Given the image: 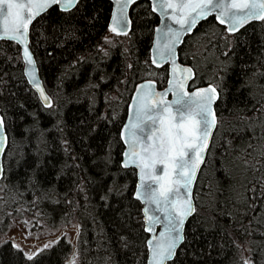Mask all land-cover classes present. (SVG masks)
Listing matches in <instances>:
<instances>
[{"label": "trees", "instance_id": "1", "mask_svg": "<svg viewBox=\"0 0 264 264\" xmlns=\"http://www.w3.org/2000/svg\"><path fill=\"white\" fill-rule=\"evenodd\" d=\"M111 13L110 0H80L33 23L30 47L53 102L48 108L24 75L20 47L0 41L8 135L0 238L13 218L35 229L78 226V264H147L137 171L122 167L120 131L137 83L152 79L164 88L168 67L151 64L159 17L149 0L132 6L131 32L114 34V45L105 42ZM179 59L195 70L190 88L212 84L224 92L194 191L196 212L169 264H264V19L229 34L210 17L185 39ZM73 253L66 233L34 261L0 240V264H69Z\"/></svg>", "mask_w": 264, "mask_h": 264}, {"label": "snow or ice", "instance_id": "2", "mask_svg": "<svg viewBox=\"0 0 264 264\" xmlns=\"http://www.w3.org/2000/svg\"><path fill=\"white\" fill-rule=\"evenodd\" d=\"M119 8V14L113 13V24L119 25V31L112 27L109 30L116 35H127V17L124 15L128 3L135 0H113ZM80 0H0V40H12L23 43L27 38L28 25L35 17L46 12L53 6H59L61 12H68L75 8ZM157 5L162 14L168 8H173V16H176L175 23L179 24L184 31H191L200 19L207 18L215 13L216 19L221 24L227 25L229 33L236 32L244 23L251 19H264V0H155L153 11H157ZM175 6L181 10L176 13ZM236 9V11H233ZM187 10V11H185ZM159 32L160 29H157ZM167 41L163 47L168 53V57L175 55V46L179 43L180 33L169 28ZM163 54V53H161ZM24 61L31 70L28 75L30 82L34 83L41 97L48 105V97L40 88L39 81L35 78V62L29 53L27 45L24 46ZM156 63L157 61H153ZM174 63V60H173ZM191 72V69H185ZM180 86L183 84L181 82ZM141 85V88H147ZM224 92L223 87L213 86L199 92L192 93L185 98V95L175 93L177 116H171L167 121L162 117L164 111L170 105L160 108L159 105L153 111L147 107L145 101L150 93L145 92L136 108V123L125 131L131 133L134 139L126 140L129 151L124 153L125 157H137L131 160L132 164L140 168V185L136 192V199L143 200L144 203L155 206L154 216H148L149 208L144 209L146 216L145 223L148 225L145 231H151L156 224L164 223L165 231L168 233L166 244L157 242L153 244L148 241L153 260L150 264H166L170 261L178 245L182 242L181 229L188 216L195 212L192 200L189 199L192 182L196 176L200 164L203 163V156L212 129L216 126V118L212 108L213 103ZM161 96L162 103V95ZM212 117L209 120V117ZM151 121V124H147ZM175 121V123H173ZM160 123V127L155 125ZM132 128L138 129L139 135ZM4 119L0 117V154L4 152L3 137ZM146 140H151L149 144ZM137 147L140 151H137ZM138 161H143L140 163ZM156 165H163L168 170L167 179L163 175H155ZM129 166V159L123 161V167ZM149 168L150 171H145ZM4 168L0 165V179H4ZM148 177L151 183L145 182ZM163 181V182H162ZM159 185V191L153 185ZM183 190V191H181ZM164 236V233H160ZM14 247H17L14 245ZM49 245H44L47 249ZM22 251V250H21ZM43 252V249L40 250ZM37 253H25L28 261H34L40 255ZM73 264L75 261L73 260ZM244 264H250L245 260Z\"/></svg>", "mask_w": 264, "mask_h": 264}, {"label": "water", "instance_id": "3", "mask_svg": "<svg viewBox=\"0 0 264 264\" xmlns=\"http://www.w3.org/2000/svg\"><path fill=\"white\" fill-rule=\"evenodd\" d=\"M112 2V13H111V18H110V22H109V29L114 27L117 29V31H119V25H115L113 24L112 21V16L113 13H116L117 15L119 14V8L118 6L113 2V0H110ZM139 0H135V2L133 3H128L127 9L125 10L124 15L127 17V34H129L131 32L132 29V23H131V8L132 6L137 3ZM150 4H151V9L153 11V6L155 3V0H149ZM122 2H127V0H122ZM251 2V0H249V3ZM54 7V6H53ZM59 8V6H57ZM52 8V7H51ZM51 8H49L48 10H50ZM74 9V8H73ZM71 9V10H73ZM47 10V11H48ZM70 10V11H71ZM46 11V12H47ZM175 11L176 13H180V9L178 6H175ZM187 11V10H185ZM233 11H236V9H233ZM41 13V15L45 14ZM158 17H159V24L156 26L155 31H154V37H153V43L151 46V50H150V56H151V64L156 67V68H162L164 66L168 67V80L166 83V86L162 89L158 88V83L155 80L152 79H146V80H142L139 83H137L127 106V112H126V117L125 120L123 122V125L121 127V131H120V136H121V140L122 143L124 145V151L122 154V167H123V161L125 159H129V166L126 168H134L137 171V182H136V187H135V192H134V197H136V192L137 189L140 185V168L136 167L135 164L131 163V160L133 159H137V157H125L124 153L129 151V145L125 142L126 140L129 139H134L131 136V133L128 131H125L127 128H131V126L133 124L136 123V108L138 103L140 102V98L141 96L147 91L150 93L148 99L145 101V103L147 104V107L149 109H152L153 111L156 109V107L159 105L160 108H164V106L166 105H170V107L167 109V111H164L162 114V117L165 121H167L169 119V117L171 116H177V112H176V104H175V100H176V95L175 93H179L181 95H185V98H187L188 95L192 94V93H196L199 92L200 90L203 89H207L210 87H213L214 85L212 84H208V85H204V86H197L195 88H190V85L192 83V81L195 79L196 77V73L195 70L193 69L192 66L190 65H185L183 63L180 62L179 59V50L181 48V46L183 45L185 39L192 35L195 31V29L197 28V26L199 25L200 22L207 20L210 17H215L216 19V15L215 13H213L212 15H209L207 18L204 19H200L197 21L196 25L192 27L191 31H184V29L181 28V26L177 23H175V19L177 18L176 16H173V8H168L165 10V12L167 13V16H165L164 14H162L161 10L159 9L158 5H157V11H153ZM41 15L35 17V19H33L32 23L28 25V29H27V38L23 41V43H17L15 41L12 40H0V41H11L16 43L20 49H21V56H22V60L24 63V75L27 79V81L29 82L30 86L33 88V90L37 93L42 105L46 108L51 107L52 106V99L50 97V95L47 93L42 79L40 77L39 74V68H38V64L36 61V58L31 50L30 47V32H31V27L33 25V23L35 22V20L37 18H39ZM260 19H251L248 20L246 23H244L236 32L234 33H229L227 30V25L226 24H221L217 19V23L221 26L226 27V30L229 34H235L237 33L240 29H242L245 25H247L250 22L253 21H257ZM171 28L174 31H177L180 33V37H179V43L176 44L175 46V55L172 58L168 57V53L167 51L164 49L163 45L164 43L167 41L168 36L166 35L168 33V29ZM157 29H160V31L158 32ZM112 32V31H111ZM114 33V32H112ZM115 34V33H114ZM124 35V34H121ZM25 44L27 45V48L29 50V53L31 54L34 62H35V78L37 81H39V85L40 88L43 89L44 94L48 97V105L46 106V102L43 100V98L40 95V92L37 90L36 86L34 83H31V77L28 75V72L31 70L29 65H26L25 61H24V46ZM163 53V54H161ZM157 61L156 63H154L153 61ZM174 60V63H173ZM185 69H191V72H186L184 71ZM183 84V86L181 87L180 84ZM141 85H146L148 86L146 89L145 88H141ZM156 94H163L162 95V103H161V96L156 95ZM219 100V97L216 99V101L213 103L212 108L215 114V118H216V126L212 129V134L209 138L208 144L206 146L205 149V153L203 156V163L200 164L199 169L197 170L196 176L192 182L191 185V189H190V195H189V199L192 200V203L196 209V204H195V198H194V191H195V187L198 181V178L200 176V173L207 161V157H208V152L211 146V142L213 139V136L215 134V131L218 127V115L216 112V103ZM0 117L1 114H0ZM212 117H209V120H211ZM173 123H175V121H173ZM147 124H151V121H148ZM155 127L159 128L160 127V123L158 122ZM132 131H135L137 133V135H139V131L138 129L132 128ZM3 137H6V140L4 142V152L2 154H0V165L3 166V158H4V154L5 151L7 149L8 146V135H7V131H6V127H5V123H4V129H3ZM147 143L151 144L152 141L151 140H146ZM137 151H140V148L137 147ZM140 163H143V161H138ZM157 171L154 173L155 175H163L165 177V179H167L168 176V170L164 169L163 165H156L155 166ZM125 168V167H124ZM145 171H150L149 168H145ZM4 175V173H3ZM2 179H0L1 181ZM145 182L146 183H151V181L149 180V178L146 176L145 177ZM163 182V181H162ZM154 187L157 188V190L159 191V185H153ZM183 191V190H181ZM136 199V198H135ZM141 204H142V214H143V222H144V228H146L148 225L145 223L146 221V216L144 213V209L145 208H149L150 211L148 213V216H154V215H161L162 218V213H156L155 212V206L154 205H149L143 202V200H138ZM196 212V210H195ZM195 212L188 216L185 220V223L181 229V234L183 236V240L182 242L178 245V247L175 250V254L173 256V258L170 261H167L166 264H169L171 261L174 260L178 249L180 248V246L183 244L184 240H185V229H186V225L189 221V219L195 214ZM146 233L149 235V238L147 240V247H148V259H147V264H150V261L153 260V254L150 251L149 245H148V241L152 240L153 244H156L157 242H160L161 244H166L167 240L166 237L168 235V233L165 231V224L164 223H160V224H156L151 231H146ZM160 233H164V236H160Z\"/></svg>", "mask_w": 264, "mask_h": 264}, {"label": "rangeland", "instance_id": "4", "mask_svg": "<svg viewBox=\"0 0 264 264\" xmlns=\"http://www.w3.org/2000/svg\"><path fill=\"white\" fill-rule=\"evenodd\" d=\"M116 39L117 38L113 33H109L106 36L105 42L109 45H114ZM202 52L203 50H200L198 54L202 55ZM64 233L71 237L74 245V253L70 258L69 264H73V260L75 261V264H78L79 260L75 251L78 226H71L67 229H60L58 231L49 228L35 229L32 228V222L29 221V219L23 220L20 218H13L9 223L8 231L0 238V240H10L13 245L18 246V248L23 250L24 253H37L40 252L41 249H44V245L51 246Z\"/></svg>", "mask_w": 264, "mask_h": 264}]
</instances>
